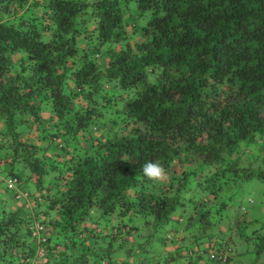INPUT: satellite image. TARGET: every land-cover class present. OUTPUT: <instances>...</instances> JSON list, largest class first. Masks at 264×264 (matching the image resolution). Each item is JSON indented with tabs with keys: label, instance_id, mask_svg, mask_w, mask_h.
I'll return each mask as SVG.
<instances>
[{
	"label": "trees",
	"instance_id": "1",
	"mask_svg": "<svg viewBox=\"0 0 264 264\" xmlns=\"http://www.w3.org/2000/svg\"><path fill=\"white\" fill-rule=\"evenodd\" d=\"M0 170V264H172L180 231L185 264H244L264 0H0Z\"/></svg>",
	"mask_w": 264,
	"mask_h": 264
},
{
	"label": "rangeland",
	"instance_id": "2",
	"mask_svg": "<svg viewBox=\"0 0 264 264\" xmlns=\"http://www.w3.org/2000/svg\"><path fill=\"white\" fill-rule=\"evenodd\" d=\"M260 144L263 145V142H260ZM261 145H260L259 149H257V151L262 149ZM252 147L255 148V145ZM262 162H263V160H262ZM243 163H248V162H243ZM258 165H259V162L254 161L253 166L258 167ZM4 173H6V172H3V174ZM28 175L31 176V173L29 172V174H27L26 177H28ZM51 175H53L52 172H49V174L46 177V181L51 180V178H52ZM28 182H30V183H28L29 184L28 190L31 193L35 194L37 192V188L33 182V179H32V181H28ZM251 182L252 183H250L248 186L239 188V194H238V196H239L243 193H246L249 195L248 197H250V199L252 200V203L248 202L247 200L244 203L247 206V217H249V216H252V217L253 216H260V215L264 214V210L260 214L258 212L261 210L260 207H262V208L264 207V182L259 181V180H252ZM233 191H235L234 188H232V191H229V193L232 194ZM226 192H228V191H226ZM197 196H198V194H197ZM236 200L237 199H232V200L230 199L228 202H226V203L232 205L234 208L230 207L224 211L222 210L223 215L228 217V215H230V214H236L239 212L240 201L238 203V201H236ZM219 208H221V206ZM215 216L217 219H218V217L220 218L221 212L215 214ZM258 218L259 217H257L256 219H258ZM262 219L264 220V216ZM255 226L256 227H252V229L250 228L249 231L251 232L252 230L258 228V225H255ZM250 236L253 237L252 234ZM261 244L263 245L264 243H262L258 238H255L250 242L249 245L248 244L245 245V249H242V247H241L242 245H239L238 242H236V245L232 243V247L237 246L239 251L244 254V257L242 258L244 264H264V249L261 248V251H259V252L256 251L259 249V246Z\"/></svg>",
	"mask_w": 264,
	"mask_h": 264
},
{
	"label": "crops",
	"instance_id": "3",
	"mask_svg": "<svg viewBox=\"0 0 264 264\" xmlns=\"http://www.w3.org/2000/svg\"><path fill=\"white\" fill-rule=\"evenodd\" d=\"M184 168H186L188 170V169H190V166L186 165V166H184ZM168 177L169 176H167L165 174V176L162 178L163 180H165V181H163L164 184L167 183V181H168L167 178ZM38 193L39 192H36L35 195L37 196ZM260 209L261 210L258 211L259 214L264 210V208L260 207ZM260 216H264V215H260ZM212 228L208 230L209 233L211 231H214V230H212ZM220 228H221L222 231H225V230L228 229L225 225L221 226ZM219 230L220 229L217 228L215 230V232L219 231ZM213 235H214V232L212 233L211 236H213ZM158 240H161V239L158 238ZM161 242H163V241H161ZM191 242H192L191 239L188 238L185 234H183L182 231H180V234H177L175 239L167 241V244H166V249L167 250L162 253L163 257L166 256V257H168L167 259H169V257H176L177 256L179 258H175L176 261L173 262L172 264H185V259H184L185 250L183 248H185L187 246V244H190ZM208 246H209L208 244L204 245V247L206 248L205 251L203 250V248L201 249V252H202L203 255L199 258V263H197V264H207V263H209L210 259H209V254H208V251H209V247ZM222 246L224 247V245H222ZM221 247H218L217 250L219 248H221ZM157 259L162 261V259H160L159 257ZM169 263H171V262H169Z\"/></svg>",
	"mask_w": 264,
	"mask_h": 264
},
{
	"label": "clouds",
	"instance_id": "4",
	"mask_svg": "<svg viewBox=\"0 0 264 264\" xmlns=\"http://www.w3.org/2000/svg\"><path fill=\"white\" fill-rule=\"evenodd\" d=\"M124 161H129L128 159H124ZM142 171L144 176L152 181H160L162 177L165 176V169L162 165L156 162H146L143 167Z\"/></svg>",
	"mask_w": 264,
	"mask_h": 264
},
{
	"label": "built area",
	"instance_id": "5",
	"mask_svg": "<svg viewBox=\"0 0 264 264\" xmlns=\"http://www.w3.org/2000/svg\"><path fill=\"white\" fill-rule=\"evenodd\" d=\"M1 173V170H0ZM18 183L17 179H11L8 181L9 188H14L16 184ZM43 227L42 226H37V233L39 234L40 231H42Z\"/></svg>",
	"mask_w": 264,
	"mask_h": 264
}]
</instances>
